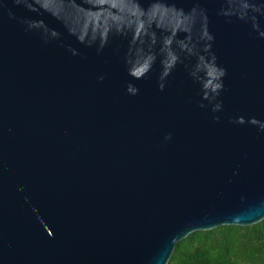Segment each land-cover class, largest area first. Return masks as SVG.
Masks as SVG:
<instances>
[{
  "label": "water",
  "instance_id": "95a60500",
  "mask_svg": "<svg viewBox=\"0 0 264 264\" xmlns=\"http://www.w3.org/2000/svg\"><path fill=\"white\" fill-rule=\"evenodd\" d=\"M263 219L264 0H0V264Z\"/></svg>",
  "mask_w": 264,
  "mask_h": 264
},
{
  "label": "trees",
  "instance_id": "16d2710c",
  "mask_svg": "<svg viewBox=\"0 0 264 264\" xmlns=\"http://www.w3.org/2000/svg\"><path fill=\"white\" fill-rule=\"evenodd\" d=\"M168 264H264V219L194 232L177 243Z\"/></svg>",
  "mask_w": 264,
  "mask_h": 264
}]
</instances>
